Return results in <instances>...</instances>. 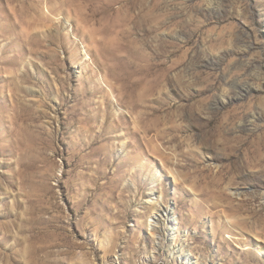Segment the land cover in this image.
<instances>
[{
  "label": "rangeland",
  "instance_id": "rangeland-1",
  "mask_svg": "<svg viewBox=\"0 0 264 264\" xmlns=\"http://www.w3.org/2000/svg\"><path fill=\"white\" fill-rule=\"evenodd\" d=\"M9 3L0 264H264V0Z\"/></svg>",
  "mask_w": 264,
  "mask_h": 264
},
{
  "label": "bare ground",
  "instance_id": "bare-ground-1",
  "mask_svg": "<svg viewBox=\"0 0 264 264\" xmlns=\"http://www.w3.org/2000/svg\"><path fill=\"white\" fill-rule=\"evenodd\" d=\"M25 1L29 5L28 7H25V9L28 10L30 8V3H28L29 0H25ZM9 2H10L9 4L11 6V9L14 11V7L11 4L12 3V0H9ZM111 2H112V0H110V1L109 0H81V5L84 6L85 9L88 10L87 16H90V17H93V18H96V17H98L100 15H104V17L112 16L113 18L110 17L111 18L110 21H109L110 24L107 23L106 29H110L111 31H113V30H115V31L118 30L119 31V30L124 29L125 27L128 26V20L129 19L127 18V16H123V14H122L123 11H122L121 8H115L112 5ZM18 10L19 9L15 10V12H18ZM136 71H135V73H136ZM146 71H147V73H149L151 70H146ZM117 78L120 79V80H122V82H125L126 86L131 91L130 93L134 92L135 89L137 87L141 86L142 83L145 81V80L140 81V80H137V79L134 80L130 76H129V78L128 77H122V76L121 77L119 76ZM143 79H145V78H143ZM123 84L124 83H122V85ZM129 95L130 94L127 95L128 98H131L132 95L131 96H129ZM160 198L161 197H158L155 200V203H157Z\"/></svg>",
  "mask_w": 264,
  "mask_h": 264
}]
</instances>
